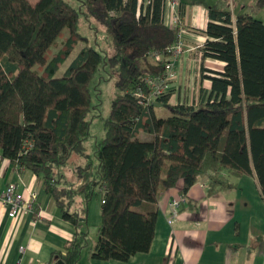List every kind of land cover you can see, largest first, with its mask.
I'll return each mask as SVG.
<instances>
[{
	"label": "trees",
	"instance_id": "obj_1",
	"mask_svg": "<svg viewBox=\"0 0 264 264\" xmlns=\"http://www.w3.org/2000/svg\"><path fill=\"white\" fill-rule=\"evenodd\" d=\"M262 2V1H261ZM167 0H84L83 14L112 37L109 60L85 47L65 74H57L86 38L81 14L67 0H0V157L43 181L76 234L53 262L77 264L87 244L88 204L102 196L99 239L92 258L128 262L148 253L162 191L182 185L186 196L199 177L209 194L232 188L228 177L256 175L264 197V22L212 6L202 46L203 60L225 63L223 73L202 65L199 104H170L172 93L140 105L146 78L163 74L155 53L167 55L179 28L165 23ZM185 5L180 3V23ZM62 48L50 51L64 31ZM121 92L106 120L95 159L86 154L93 110L92 81L104 66ZM38 68L35 70V68ZM209 74V75H208ZM157 107L171 115L161 118ZM149 135L150 141L141 140ZM86 165L69 183L63 170L74 156ZM81 200V201H80Z\"/></svg>",
	"mask_w": 264,
	"mask_h": 264
},
{
	"label": "crops",
	"instance_id": "obj_2",
	"mask_svg": "<svg viewBox=\"0 0 264 264\" xmlns=\"http://www.w3.org/2000/svg\"><path fill=\"white\" fill-rule=\"evenodd\" d=\"M179 1L185 5V16L179 25L184 50L173 61L176 78L170 85V104L197 105L201 88L211 89L207 79L201 85L202 65L219 73L225 67V63L216 60L198 61L200 49L207 41L204 32L209 23L208 9L216 6L218 0ZM164 20L176 28L174 12L168 7ZM208 63L218 69L207 67ZM160 108L157 107V115ZM228 181L232 188L210 195L208 183L202 178L186 196L179 185L162 191L158 204L140 206V213L157 212L155 236L148 253L137 254L128 262L92 258L99 239L103 203L102 196L93 198L83 229L87 244L77 264H264V197L258 179L256 175H244L230 176ZM74 182L76 178L71 183ZM10 185H16L25 200H33L35 211L26 209L12 219L0 201V264H57L54 256L65 253L76 234L74 225L63 218L40 178L27 169L14 168L0 157V192ZM183 197L185 201L179 208L171 206ZM175 212L177 217L171 224Z\"/></svg>",
	"mask_w": 264,
	"mask_h": 264
},
{
	"label": "rangeland",
	"instance_id": "obj_3",
	"mask_svg": "<svg viewBox=\"0 0 264 264\" xmlns=\"http://www.w3.org/2000/svg\"><path fill=\"white\" fill-rule=\"evenodd\" d=\"M67 2H69L76 10L80 12L84 11V0H67ZM216 6L221 9L231 10L234 17L243 13H248L256 20L264 22V0H218ZM81 19L80 33L86 38V40L82 41L66 60L57 74L58 78L65 74L67 69L85 47L89 46L96 49L101 52L107 60L112 57H117L112 43V37L106 32V30L96 21L84 15L83 12L81 14ZM68 35L69 31H64L63 37L59 38L56 44L52 46L50 57L59 52L62 48L64 38ZM207 67L218 69V66L211 63H208ZM37 69L38 68L36 67L35 70ZM116 80L117 76L112 72L111 68L105 65L102 70L94 76L92 81L91 88L94 95L93 110L89 118L91 122L90 135L85 142V146L86 154L90 155L93 159H95L94 156L97 144L105 138V123L110 117L114 101L121 95V92L116 88ZM174 102L178 103L176 100ZM158 115L161 118H167L171 113L166 107H161L158 111ZM140 138L143 141H150L152 139L146 134L141 135ZM86 164V160L82 156H74L67 168L63 170L64 174L67 176V180L72 182L74 178H76L78 168L85 166Z\"/></svg>",
	"mask_w": 264,
	"mask_h": 264
},
{
	"label": "built area",
	"instance_id": "obj_4",
	"mask_svg": "<svg viewBox=\"0 0 264 264\" xmlns=\"http://www.w3.org/2000/svg\"><path fill=\"white\" fill-rule=\"evenodd\" d=\"M179 0H167L166 8L168 7L174 12V24L176 28H179L180 25V17H179ZM184 50V45L180 40V36L178 42L169 50L167 55L155 53L153 57L163 63L164 71L160 76H150L146 78V84L149 92L144 93L142 91H138L135 93V96L139 99L140 105L143 108L149 106L155 100L162 98L171 93V84L176 78V74L174 73V59L178 58ZM203 53L200 49L198 54V61L202 62ZM199 182L202 181V177L198 178ZM205 186V185H203ZM0 201L2 205L6 208L8 215L10 218L15 219L19 217V215L24 210L35 211L33 200H25V198L17 192L16 185L8 186L4 191L0 192ZM185 201V197L181 199H176L172 202L171 206L173 208H179L180 205ZM177 217V212H175L171 219L170 223L172 224Z\"/></svg>",
	"mask_w": 264,
	"mask_h": 264
},
{
	"label": "water",
	"instance_id": "obj_5",
	"mask_svg": "<svg viewBox=\"0 0 264 264\" xmlns=\"http://www.w3.org/2000/svg\"><path fill=\"white\" fill-rule=\"evenodd\" d=\"M10 172H11V170H10V171H8V174H7V176H9V175H10ZM57 264H64V263H62V262H58Z\"/></svg>",
	"mask_w": 264,
	"mask_h": 264
}]
</instances>
